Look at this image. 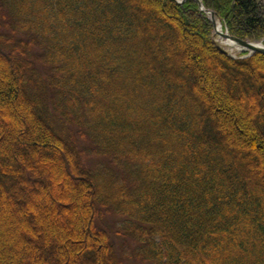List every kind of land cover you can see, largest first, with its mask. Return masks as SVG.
Wrapping results in <instances>:
<instances>
[{
  "label": "trees",
  "instance_id": "obj_1",
  "mask_svg": "<svg viewBox=\"0 0 264 264\" xmlns=\"http://www.w3.org/2000/svg\"><path fill=\"white\" fill-rule=\"evenodd\" d=\"M200 2L264 40L261 0ZM212 31L194 0H0V264H125L106 216L134 264H264V55Z\"/></svg>",
  "mask_w": 264,
  "mask_h": 264
},
{
  "label": "rangeland",
  "instance_id": "obj_2",
  "mask_svg": "<svg viewBox=\"0 0 264 264\" xmlns=\"http://www.w3.org/2000/svg\"><path fill=\"white\" fill-rule=\"evenodd\" d=\"M261 2H262L261 3L262 6H263V14H264V0H261ZM178 38H179V34H178V36L175 37V41H177ZM215 39H217V37ZM215 39H214V41H215ZM239 53L240 52L236 51V52L233 53V55L235 57H238L240 55ZM99 108L101 109V107H99ZM0 120H1V123H2V126H1L2 128L0 130L3 131V129H5L4 126H3V121H2L3 119H0ZM55 186L61 191V193H63L64 191H67V189H68L67 188L68 187L67 186V179L65 178V179H61L60 181L59 180L55 181L54 178L51 177L48 180V186L46 187L47 198L45 200H42L41 203L38 206H34L32 208V210L35 212V215H37V216H36V219H35L34 224L33 223H30V230L32 231L33 234H34V229H36L37 230L36 232H38V233L42 232V238L44 237V226L41 224V221L38 220V213H39V211L44 210L45 208L49 207V201L61 197L59 194H56V193H58V191H57V188L55 189ZM28 199H29L28 201H30L29 203H32L34 201V198L33 197H28ZM65 199H66V197H65ZM66 201H68V199ZM70 203H72V202L66 203L64 205L65 209L68 212H70V209L68 210L67 207L68 206L69 207L72 206V204H70ZM27 208H30V206L28 204L26 206V209ZM13 210L15 212V216L16 217L14 218V220L12 222H13V224H15V222L16 223H19L20 222V219L22 218V214L24 212L23 211V207H16ZM63 213H64V211L59 212L57 214V220H56V222L58 224L65 223L64 222V219H63ZM120 222H121V219H117L114 216H106V217L103 218V223L106 224L105 229L108 231V233L111 236V239H112V241H113V243L115 245V249L117 250V252L119 254V258L121 260H123L125 264H134L133 262H130V261H128L126 259L127 252L125 250V246H126L127 249H129L128 252H130V250H132V247H133L132 243H130V241H127V240L123 242V240H122L121 237L115 236L113 234V230H116V229L119 228L118 225L120 224ZM73 224L74 223H70V224H66V225H68V227H71V225L73 226ZM23 231L24 230H21V232H23ZM23 233H25L27 235V233H29V231L28 232L25 231ZM9 236H11V232H10ZM41 254H43V253H41ZM30 259L32 260V263L31 264H33V258H32V256L30 257ZM47 259L49 260V259H51V257H48ZM49 261H51V260H49Z\"/></svg>",
  "mask_w": 264,
  "mask_h": 264
},
{
  "label": "water",
  "instance_id": "obj_3",
  "mask_svg": "<svg viewBox=\"0 0 264 264\" xmlns=\"http://www.w3.org/2000/svg\"><path fill=\"white\" fill-rule=\"evenodd\" d=\"M172 1H175V0H172ZM175 2L178 3V4H180V2H177V1H175ZM195 2L198 4V6L201 8V10H203L200 1L199 0H195ZM205 13L210 16V18H211L210 20H211V22H212V24L214 26V33L212 34V37L213 38L215 36H219V37H221L223 39H226L229 42H231V43H233V44H235V45H237L239 47H242L243 49L249 50L250 53L246 57H250L251 55H253L255 53H259V54L264 55V46L258 45V44H255V43H251V42H248V41H245V40H239V39H236L234 37L229 36L226 32L225 33H222L220 31H218L216 29V21H215V19L218 21L219 24H221L220 18L214 12L205 11ZM214 44H215L216 49L220 53L225 54V55H228V53L222 47H220L219 45H217L215 42H214Z\"/></svg>",
  "mask_w": 264,
  "mask_h": 264
},
{
  "label": "bare ground",
  "instance_id": "obj_4",
  "mask_svg": "<svg viewBox=\"0 0 264 264\" xmlns=\"http://www.w3.org/2000/svg\"><path fill=\"white\" fill-rule=\"evenodd\" d=\"M216 29H217L218 31H220V32H221V30H222V27H221V25L218 23V21H216ZM215 42H216L219 46L225 48L226 51H227L229 54H233L234 52L241 50V48H239L237 45H232L228 40L223 39V38H221V37H217V39H215Z\"/></svg>",
  "mask_w": 264,
  "mask_h": 264
}]
</instances>
